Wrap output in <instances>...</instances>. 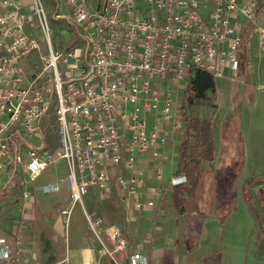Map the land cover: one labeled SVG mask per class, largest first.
<instances>
[{
	"label": "built area",
	"instance_id": "2783aa9c",
	"mask_svg": "<svg viewBox=\"0 0 264 264\" xmlns=\"http://www.w3.org/2000/svg\"><path fill=\"white\" fill-rule=\"evenodd\" d=\"M58 1L66 12L52 19L71 23V47L52 43L44 0L0 1V171L18 167L31 182L64 162L63 212L81 205L90 189L108 191L111 182L124 210L153 208L162 200L159 190L140 200L144 156L152 151L158 158L169 132L182 128L183 94L194 71L237 81L243 25H255L264 38L257 25L264 22V0ZM61 32L67 39V29ZM32 55L36 62L28 61ZM49 134L54 148L46 146ZM184 183L182 175L169 182ZM88 225L108 241L100 244L111 259L126 249L119 227L96 219ZM18 246L16 240L0 247V260L15 256ZM128 264L148 262L134 252Z\"/></svg>",
	"mask_w": 264,
	"mask_h": 264
},
{
	"label": "crops",
	"instance_id": "0c3cea01",
	"mask_svg": "<svg viewBox=\"0 0 264 264\" xmlns=\"http://www.w3.org/2000/svg\"><path fill=\"white\" fill-rule=\"evenodd\" d=\"M51 2L58 13L66 12V7L58 0ZM254 26L243 25L242 36L249 35L247 30L253 27V38L257 33L253 31ZM223 81H215V91L230 95L225 101L234 106L238 97L232 89L236 86ZM217 112L209 115L213 117L215 159L211 164L202 165L201 176L191 193H182L181 209L177 207L178 191L186 184L179 187L169 184L176 172L183 139L181 128L169 132L167 145L158 150V158L152 156V151L144 156L146 178L140 200H152L151 193L155 190H159L162 197L161 202L156 200L150 209L137 211L129 207L128 211L124 210L119 203L118 188L111 182L108 191L90 189L80 206L63 212L69 195L68 185L63 180L67 171L64 162L47 168L31 182H25L18 167L0 171V247H13L16 240L19 241L17 254L9 260H0V264H128L134 252L144 256L148 264H247V242L242 244L241 239H230L231 233L243 231L242 222L247 221V212H244L238 215L234 226L230 222L237 216L229 212L236 178L211 175L219 163L217 148L220 135L224 133L218 129ZM34 142L39 144L36 139ZM56 145V136L49 134L46 146L54 148ZM242 156L246 162L250 161L246 150L240 155L235 152L230 158L241 160ZM23 159L26 160L25 155ZM157 175L162 178H156ZM196 186L199 187L197 194ZM46 187L57 190L47 191ZM241 187L236 188L239 198ZM24 190L29 193L27 199L22 197ZM89 219L99 220L103 227L121 229L127 247L116 254L115 260L103 252L100 240L106 244L108 241L90 231ZM254 256L264 259L256 252Z\"/></svg>",
	"mask_w": 264,
	"mask_h": 264
},
{
	"label": "rangeland",
	"instance_id": "374dc122",
	"mask_svg": "<svg viewBox=\"0 0 264 264\" xmlns=\"http://www.w3.org/2000/svg\"><path fill=\"white\" fill-rule=\"evenodd\" d=\"M44 3L47 6L48 16L54 32L52 43L57 47L59 44L68 43L67 46L71 47L73 40L68 32H74L73 26L68 21L67 25H61L60 22L53 20L52 16L58 13L57 9L52 8L51 4L53 3L51 0H45ZM257 25L264 28V22ZM63 28L67 29V39L65 38V34L61 32ZM252 28L248 29L247 33H250ZM247 35H243V42L239 53L240 70L237 81H223L236 86V89L232 90L234 95L238 97L237 103L234 106L227 104L225 98L230 97V95L226 92L223 93L219 89L220 91L215 94L214 108L208 112L209 116L214 111H219L216 114L218 120L217 126L221 132H224L220 135L221 138L217 148L219 163L217 167L212 169L211 175L217 178H236L233 204L229 212H234V215L237 216L232 217L230 222L234 226L238 215H243L244 212H247V221L242 222L243 231L237 234L231 233L230 239L233 241L241 239L242 244L247 242L249 247L247 264H264V259L254 256L255 245L258 243L257 237L261 234V225L255 223L252 213V209L255 207L262 215V205L258 202L256 194L259 187L264 188V184L250 188V195L252 197L250 205L243 197L242 187L239 188L240 198L236 191L239 185L244 186L248 180L256 182L257 180L264 179V38H261V33L258 32L251 39ZM41 48H44V44L42 43ZM30 60L36 62V55H32L28 61ZM239 88H244V90ZM211 118L213 119V117ZM2 119L5 120L6 118L3 117ZM244 150L250 156V161L246 162L244 156H242L241 160H231L230 157L234 156L235 152L240 155L241 153L243 154ZM195 191L197 194L199 187L196 186ZM66 206L68 207V200L63 206V210ZM78 206L80 205L75 207Z\"/></svg>",
	"mask_w": 264,
	"mask_h": 264
},
{
	"label": "trees",
	"instance_id": "16d2710c",
	"mask_svg": "<svg viewBox=\"0 0 264 264\" xmlns=\"http://www.w3.org/2000/svg\"><path fill=\"white\" fill-rule=\"evenodd\" d=\"M215 94V81L213 78L204 71H194L188 79V85L183 94L186 100L182 104L181 130L183 139L178 153L175 175L184 176L186 186L178 191L177 207L179 209L182 208L183 203L182 193L189 195L192 188L198 183L202 165L211 164L215 159L214 125L212 116H208V112L214 108ZM262 184H264V179L256 182L248 180L244 184L242 194L249 205L252 200L250 188ZM256 196L258 202L262 205V215L258 209L253 207L252 213L255 223L261 225V234L257 237L258 243L255 252L258 256L264 257V188L259 187Z\"/></svg>",
	"mask_w": 264,
	"mask_h": 264
}]
</instances>
